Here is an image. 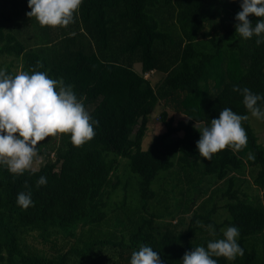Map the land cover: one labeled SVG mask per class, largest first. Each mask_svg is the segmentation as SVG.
<instances>
[{"label":"trees","instance_id":"16d2710c","mask_svg":"<svg viewBox=\"0 0 264 264\" xmlns=\"http://www.w3.org/2000/svg\"><path fill=\"white\" fill-rule=\"evenodd\" d=\"M239 3L83 0L71 23L74 32L56 39L47 34L49 38L30 46L17 30L16 4L8 10L0 0V56L20 60V71L62 79L98 121L93 138L79 147L61 134L57 146L50 147L55 157L48 153L36 169L14 176L0 166V264H129L141 245L157 251L162 264H180L186 251L206 246L211 238L194 237L193 227L186 233L160 230L154 222L163 214L150 212L148 203L157 172L184 163L200 165L202 174L227 181L222 194L228 198L229 219L220 224L203 220L213 225L216 238L222 235L220 226H237L244 254L234 261L215 258L218 264H264V244L258 249L251 243L264 232V144L249 118L241 122L247 134L241 150L225 148L206 161L195 147L199 122L210 123L225 107L248 116L234 85L264 96V43L257 45V37L243 39L235 32ZM24 11H30L27 3ZM248 19L254 26L260 18L250 14ZM135 62L141 72L133 68ZM12 66L10 61L4 69L15 75ZM152 70L164 74L156 87L144 76ZM159 102L165 108L160 113L164 129L143 149L150 114ZM168 109L181 115L175 123ZM120 158L127 159L126 166L139 179V197L126 211L124 194L115 204L123 215L116 213L105 227L111 220L108 198L120 182L112 180ZM245 172L261 191L260 197L254 196L256 203L240 189L236 174ZM42 175L47 183L37 186ZM185 181H194L191 173ZM128 186L126 181L124 189ZM28 190L33 204L22 210L17 194ZM196 216L202 217L194 212L191 222Z\"/></svg>","mask_w":264,"mask_h":264},{"label":"clouds","instance_id":"9594fccd","mask_svg":"<svg viewBox=\"0 0 264 264\" xmlns=\"http://www.w3.org/2000/svg\"><path fill=\"white\" fill-rule=\"evenodd\" d=\"M83 0H27L28 17H35L41 26L66 27L74 22V13ZM240 11L234 17L235 32L243 39L257 37L255 43H264V0H240ZM259 17L255 25L249 15ZM242 96L245 109L256 120L264 122V96L247 87L233 86ZM259 102V103H258ZM240 115L230 108H223L210 123L199 122V139L195 147L199 157L210 161L212 156L228 148L233 152L247 145V134ZM94 120L81 99L62 79H53L46 72L20 71L12 75L0 67V166L14 176L29 170L37 156V145L50 136L68 134L71 144L79 147L95 135ZM249 159L254 155L249 153ZM47 183L45 176L36 181L37 186ZM27 187V186H26ZM30 190L17 194L16 203L22 209L32 206ZM209 234L216 236L213 225H202ZM239 228L235 225L222 229L219 238L208 240L206 246H196L186 251L180 264H218V257L234 261L243 256L238 243ZM129 264H162L157 251L141 245L133 251Z\"/></svg>","mask_w":264,"mask_h":264},{"label":"rangeland","instance_id":"374dc122","mask_svg":"<svg viewBox=\"0 0 264 264\" xmlns=\"http://www.w3.org/2000/svg\"><path fill=\"white\" fill-rule=\"evenodd\" d=\"M5 2L6 8L8 10H12L14 8L12 3H15L16 8L19 9L20 13L15 16L18 28L16 26H12V29H15L16 27L17 30L20 31V35L23 40H25L24 37L26 39L28 38L27 42L30 44V46L38 44L40 40L49 38L47 34L51 35L52 37L54 36L56 39L62 37L64 34L70 33L71 31L74 32V30H70V28L73 27L72 24H69L66 27L46 26L47 31H45L44 28H39L35 17H32L34 23L31 22V19L26 18L24 5L27 3V0L24 2H22V0H5ZM74 16H77L76 12L74 13ZM52 37H50V39ZM10 61H13L11 71L14 74L19 73L20 60H13L12 57L0 56V67L5 68L7 63ZM133 68L137 72H141V65L139 62H135L133 64ZM144 76L150 81L152 86L156 87L162 80L164 74L162 72L152 70L145 73ZM164 109L165 108L162 103L159 102L153 112L150 114L151 120L141 142L143 149H146L154 137L164 129L163 123L160 119V113ZM168 116L173 117L174 123L181 117L180 114L173 113V111L169 109ZM248 118L251 127L258 136V141L264 144V128L260 127L261 122L252 117L250 113L248 114ZM60 138L61 134H57L56 136L45 138V140L38 143L37 156L34 158L31 168L36 169L42 163H44L47 159L48 153L49 158L52 159L55 157L53 151L50 150V147L53 144L57 146ZM38 150H43L44 152L38 153ZM119 162L120 164L117 170L112 175V180H118L120 182L117 188L111 192V195L108 198V203L110 204L108 215L110 216L111 220L106 223V225H104L105 227H110L112 218L114 215H116V213H118L120 216L123 215V211L119 210V208L116 209L118 206L115 204L122 199L124 194L126 195L127 200V203L124 207L126 211L128 206L136 205L135 202L137 197H139V179L137 175L131 173V171L126 166L127 159L120 158ZM186 173H191V176L194 178V181L189 185L185 181ZM236 175L237 180L240 178L239 185L242 191L252 195V197H260L261 191L252 184L251 177L248 173L245 172L243 175ZM126 181L129 182L127 190L124 189V183ZM150 187L155 192V194L154 197L149 200L148 210L150 212H156L158 215L161 213L163 214L162 218L158 217L154 222V225L162 231L168 230L175 233L181 231L186 233L189 227H193L194 237L200 236L213 239L216 238V236H211L206 228L202 226L209 225L204 220L209 218L212 222L220 224L230 217L225 207V203L228 201V198L224 197L222 194L227 187V181L218 179L214 174H202L200 171V165L190 168L185 163L183 166L179 165V167L177 164H174V166L170 169L160 170L157 172L156 177L152 180ZM195 188L198 191L195 192ZM200 193L202 196H204V199L197 198ZM211 193L212 195L210 199L207 200L206 196L210 195ZM250 200L253 203H256L255 197L250 198ZM187 205L190 206L189 212L185 213L183 211ZM213 207H215V210L211 212ZM194 212L201 215L202 217L196 216L195 221L191 222ZM142 214H144V216H148L147 212H142ZM225 227H227L225 224L220 226V231L222 232V229ZM251 243H254L258 249L261 248L264 244V232L256 236L255 239H252Z\"/></svg>","mask_w":264,"mask_h":264}]
</instances>
